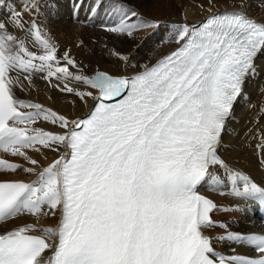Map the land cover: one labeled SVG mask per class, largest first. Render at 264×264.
Returning <instances> with one entry per match:
<instances>
[{
	"label": "snow or ice",
	"instance_id": "6c2138e0",
	"mask_svg": "<svg viewBox=\"0 0 264 264\" xmlns=\"http://www.w3.org/2000/svg\"><path fill=\"white\" fill-rule=\"evenodd\" d=\"M111 3L107 32L132 37L159 27L121 0ZM43 7L42 0H19V8L17 0H0V174L35 176L0 178V264H264V234L217 221L222 209L200 191L231 196L242 214L248 208L240 203L264 208V187L219 154L234 103L264 52V21L246 14V0L199 26H174L179 47L130 76H88L69 52L59 57L38 23ZM36 74L94 108L70 119L18 99L21 75L31 86ZM43 150L60 154L44 166L31 154ZM42 216H59L57 225L8 227ZM216 229L233 251L256 255H218L208 234Z\"/></svg>",
	"mask_w": 264,
	"mask_h": 264
},
{
	"label": "bare ground",
	"instance_id": "6f19581e",
	"mask_svg": "<svg viewBox=\"0 0 264 264\" xmlns=\"http://www.w3.org/2000/svg\"><path fill=\"white\" fill-rule=\"evenodd\" d=\"M218 2L220 1L218 0ZM250 3L253 4L252 2ZM17 7L19 8V0H17ZM198 7L200 8V6ZM198 7L192 1H186L181 8L180 14H176L172 9L171 18L173 20H177L186 16L189 19L196 17L197 19L195 22L188 23L189 26L193 25L194 23H198L199 21H205L209 15H205L201 19L199 15L194 14V12L199 9ZM224 10L233 9L217 10L212 12L210 15ZM246 14L251 18H256L258 21H264V4L263 10H257L254 13H252L251 8L247 5ZM0 18H6V14H0ZM24 19L29 20L30 17L25 16ZM173 27L174 25H170L164 28L162 35L150 40L139 54H129V60L126 61L134 64L133 70H124L121 74H113L104 69H94L89 72L82 71L88 76H92L97 71H105L112 75L125 76L134 74L137 71H143L145 66L151 67L159 59L179 47V45L171 38V29ZM14 34L21 37L24 36L23 32H15ZM165 40L170 42V46L168 48L161 47L162 42ZM29 47H31L30 40ZM155 48H159V51L152 52L155 50ZM148 52L150 53V56H148ZM255 65L257 71L254 76H251L246 80L242 95L236 103L232 112V116L226 125V130L222 137V146L219 154L226 162H232L231 167L241 171L245 175H248L255 183L264 187V52L259 55ZM75 70L71 71L76 72ZM12 75L15 76L16 73H13ZM20 79L24 85V88L15 89V95L18 99L24 100L26 102L40 103L44 107L55 110L59 114L65 115L70 119H82L88 114L89 109L94 103L92 100H89L88 104L85 105L79 101L78 98L72 96L71 94L59 91L55 87L50 86L48 82L42 78L41 74H36L33 76L31 86H29L27 81L23 80L22 75ZM53 83H55V81ZM70 86L78 88L79 90H86L83 85H77L73 83ZM39 126L47 131H59L58 128L47 123L41 122ZM31 154L34 156V158L40 160L42 165L47 166V164L54 160L60 153L43 150L41 153ZM14 163L21 164L23 167L30 166L19 158ZM10 176V179L24 180L26 182L35 179V176H31L27 173H24L23 171H20L19 175L11 174ZM200 191L202 194L211 198L218 205V207L222 209L221 211H218L214 214L215 217L223 216V219H218L217 221L226 222L229 224L230 218H233L240 222L243 227L248 228V232L257 231L260 228V223L257 219V213L259 211L257 205L249 204L248 206L253 209L250 210L248 206L240 203L241 208L242 206H245L249 211V214H247V212L242 214L232 210L238 201L233 199L231 196H221L214 192L208 191L207 186L202 187ZM223 209H228V211L225 212ZM253 215L256 219H253ZM57 220H59V216H57ZM244 221H246L247 224H244ZM47 223L48 217H40L38 221V228L45 227L44 225ZM25 224L26 217L18 219L14 224L10 223L8 227L22 226ZM2 230L3 229L0 228V231ZM208 234L213 238L215 247L222 248L223 252L224 250H227V248H230V250L233 248V245H231L229 242L218 241L217 238L224 234L222 229H216ZM235 251L236 254H252L249 249L239 246L235 247ZM217 254L219 255L224 253L217 252Z\"/></svg>",
	"mask_w": 264,
	"mask_h": 264
},
{
	"label": "rangeland",
	"instance_id": "374dc122",
	"mask_svg": "<svg viewBox=\"0 0 264 264\" xmlns=\"http://www.w3.org/2000/svg\"><path fill=\"white\" fill-rule=\"evenodd\" d=\"M186 1H192L197 7L200 6L194 14L199 15L201 19L217 10L240 9L241 4V0H219L220 2L218 0H122L126 7L137 11L142 19L149 23L159 24L158 28L140 30L134 33L132 37H118L105 30L106 25L112 23V18L109 15L112 7L111 0H102L95 13L92 12V9L97 6L98 0H43L42 3L46 4L47 7L41 9L42 16L38 23L54 39L59 57L62 58L67 51L84 72L104 69L113 74H121L124 70L134 69V64L127 62L129 54L142 52L150 40L162 35L164 28L170 25H188L189 22H195L196 17L189 19L186 16L177 20L171 18L172 9L176 14H180ZM263 4L264 0H246V5L251 8L252 13L263 10ZM169 46L170 42L167 40L162 42L161 47L168 48ZM154 51L158 52L159 48H155L152 52ZM121 56L126 57L127 61L121 60L119 58ZM4 158L12 162L18 160V158L10 156ZM227 163L232 166V162ZM10 177V175L0 174V178L10 179ZM244 207L242 206V208ZM249 209L253 210L250 207ZM214 218L221 220L223 216H214ZM253 219H256L254 215ZM38 221L35 217H26V224L34 225L37 228L39 227ZM57 223V217H48V223L44 226L55 227ZM244 224H247L246 221ZM229 225L233 230L242 233L249 231L248 228L243 227L240 222L233 218H230ZM231 250L233 251V248Z\"/></svg>",
	"mask_w": 264,
	"mask_h": 264
},
{
	"label": "water",
	"instance_id": "95a60500",
	"mask_svg": "<svg viewBox=\"0 0 264 264\" xmlns=\"http://www.w3.org/2000/svg\"><path fill=\"white\" fill-rule=\"evenodd\" d=\"M194 24H198V23H194Z\"/></svg>",
	"mask_w": 264,
	"mask_h": 264
}]
</instances>
